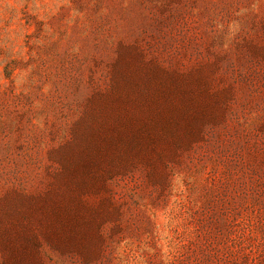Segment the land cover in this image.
Here are the masks:
<instances>
[{
  "label": "rangeland",
  "instance_id": "374dc122",
  "mask_svg": "<svg viewBox=\"0 0 264 264\" xmlns=\"http://www.w3.org/2000/svg\"><path fill=\"white\" fill-rule=\"evenodd\" d=\"M0 264H264V0H0Z\"/></svg>",
  "mask_w": 264,
  "mask_h": 264
},
{
  "label": "trees",
  "instance_id": "16d2710c",
  "mask_svg": "<svg viewBox=\"0 0 264 264\" xmlns=\"http://www.w3.org/2000/svg\"><path fill=\"white\" fill-rule=\"evenodd\" d=\"M138 118L137 124H127L124 127V134L115 139L116 142H112L113 139L97 141L96 145L91 148L90 153L94 156L89 157V164L94 167L102 162L103 165L110 166V169L114 168L113 160H120L123 167H127L133 161H137V154L140 153V157L148 158L147 151L151 146L156 143L155 137L161 135V129L155 127L153 124L150 126L145 124L144 118L141 115L136 114ZM113 137L114 134L112 132ZM95 147V148H94ZM118 164V163H115Z\"/></svg>",
  "mask_w": 264,
  "mask_h": 264
}]
</instances>
